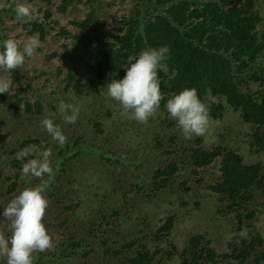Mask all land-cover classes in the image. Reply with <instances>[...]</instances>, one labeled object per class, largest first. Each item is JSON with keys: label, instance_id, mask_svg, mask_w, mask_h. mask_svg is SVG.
I'll use <instances>...</instances> for the list:
<instances>
[{"label": "rangeland", "instance_id": "obj_1", "mask_svg": "<svg viewBox=\"0 0 264 264\" xmlns=\"http://www.w3.org/2000/svg\"><path fill=\"white\" fill-rule=\"evenodd\" d=\"M18 2L31 7L30 21L41 23L42 37L37 30L27 31L29 21L17 20L14 8ZM61 2L0 0V41L14 38L22 46L30 36L39 40L31 58L11 72H0L10 80L8 92L0 93V191L6 184L10 160L21 149L46 147L55 166L54 179L46 190L48 205L42 218L52 247L34 252L33 260L36 254V264H126L125 258L135 255L144 245L149 254H154L151 264H181V250L192 234H203L213 250L220 255L229 252L233 258L241 247L236 237L237 218L233 212L224 215V211L217 217L219 205L225 207L226 202L219 203V196L206 189L219 179V158L204 167H195L190 160V149L215 146L232 149L244 163L260 162L264 170V151L249 148L252 126L225 104L220 118L208 116L205 133L190 140L183 138L166 110L156 111L145 123L122 115L119 103L107 95V82L122 78L124 71L118 77L98 76L94 47L108 42L107 33L123 25L122 16L134 13L142 16L146 2L136 8L128 0H82L59 11ZM259 6L264 16V0H260ZM91 8L96 12L86 27L72 24L83 19ZM259 26L263 28L264 21ZM50 53L54 55L48 58ZM252 72L262 76V56L247 70L248 74ZM15 78L19 80L14 81ZM245 79L250 88H257L258 81ZM61 102L79 109L74 124L64 122L58 111ZM45 117L61 126L66 136L63 146H58L43 131L41 121ZM34 156L35 153L30 157ZM171 163L176 167L170 178L172 182L154 193V171ZM40 181L41 178H27L20 173L11 197ZM259 194L244 206L241 221L242 226H247L245 232L250 235L257 232L264 238V200ZM94 199L109 200L104 205V214L110 215L112 210L116 214L107 217L108 221L98 222L87 209ZM77 202H82L83 207L73 210ZM167 217L172 218L170 231L158 232ZM10 234L9 221L0 217V236ZM63 234L74 237V241L81 240L82 247H73L72 253L64 252L66 240L65 245H60ZM53 249L57 257L38 259V253ZM0 264H6L3 255ZM257 264H264V260Z\"/></svg>", "mask_w": 264, "mask_h": 264}, {"label": "trees", "instance_id": "obj_2", "mask_svg": "<svg viewBox=\"0 0 264 264\" xmlns=\"http://www.w3.org/2000/svg\"><path fill=\"white\" fill-rule=\"evenodd\" d=\"M80 1L62 0L59 11H65L67 6ZM128 3H133L136 8L145 4L143 15L134 13L133 16H122L123 25L115 32L107 33L108 42L94 47L96 74L100 77L105 74L118 77L127 67L129 56H135L145 48L165 46L168 50L167 58L163 61L166 70L158 71L159 90L163 98L157 111L166 110L165 103L174 93L183 88H195L198 97L208 106V116L220 118L224 104L238 111L241 120L253 128L249 148L255 152L264 151V72L262 76L256 72L247 73L260 56L264 58V26H259L264 16L259 12L260 0H128ZM95 12L91 8L83 19L72 24L86 27ZM34 30L42 37L44 30L41 23L29 21L27 31L32 33ZM53 55L50 53L47 57ZM245 78L258 81L257 88H250ZM18 80L15 78L14 81ZM190 151V160L195 167H204L216 157L219 158V179L207 185L206 189L210 194L219 196V203L226 202L225 207L219 205L221 208L216 212L217 217L222 216L223 211L224 215L235 214L239 231L236 237L240 239L241 247L230 258L229 252L220 255L213 250L210 240L203 234H192L181 250V264H247L249 261L257 264L263 261L264 238L257 232L253 235L246 232L245 236H240V232L247 229L241 221L244 206L255 200L257 192L264 200V170L261 163L246 164L236 151L221 146L206 150L193 147ZM23 162L18 161L16 156L9 162L6 184L0 191L2 207L12 198ZM175 171L173 163L165 168H157L153 174L152 191L164 190L172 182L170 178ZM162 174L166 175L157 179ZM105 204H109V200L94 199L90 206L87 205L88 211L94 214L98 222L108 221L107 217L116 214L112 210L106 216ZM80 206L82 208L83 203L77 202L72 209ZM171 227L172 218L167 217L157 231L168 233ZM73 239L64 235L60 241V245H65V240L67 242L64 252L72 253L73 247H82L81 240ZM54 256H58L56 249L38 253V259ZM153 257L154 254H149L143 245L135 255L125 260L126 264H151ZM36 263L35 254L33 264Z\"/></svg>", "mask_w": 264, "mask_h": 264}, {"label": "clouds", "instance_id": "obj_3", "mask_svg": "<svg viewBox=\"0 0 264 264\" xmlns=\"http://www.w3.org/2000/svg\"><path fill=\"white\" fill-rule=\"evenodd\" d=\"M17 20L27 22L32 19L31 7L18 2L14 8ZM39 40L35 36L26 38L22 46L14 39L0 41V72H11L21 66L26 58H31ZM167 48H145L135 56L127 58V67L120 79L107 82V95L117 101L122 115L137 122L145 123L153 116L163 98L159 90L158 71L166 70L163 61L167 58ZM10 80L0 75V93L8 92ZM165 109L174 119L184 139L201 136L208 126V106L201 100L195 88H183L171 95ZM58 111L66 124H74L79 109L71 104L61 102ZM41 127L58 146H63L66 136L61 126L52 118L45 117ZM20 167L23 177L41 178L40 183L24 187L0 211V217L9 221L10 236H0V255L6 257V264H33V253L44 252L52 247V239L42 218L48 205L46 190L55 176V166L51 160L50 149L36 146L21 149L16 154L18 161H25ZM47 177V179H43ZM246 232L242 230L240 236Z\"/></svg>", "mask_w": 264, "mask_h": 264}]
</instances>
